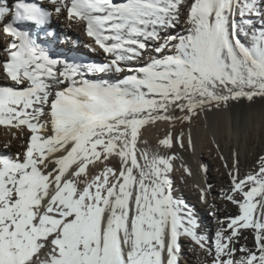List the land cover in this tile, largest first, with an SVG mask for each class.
I'll list each match as a JSON object with an SVG mask.
<instances>
[{"label":"snow or ice","instance_id":"6c2138e0","mask_svg":"<svg viewBox=\"0 0 264 264\" xmlns=\"http://www.w3.org/2000/svg\"><path fill=\"white\" fill-rule=\"evenodd\" d=\"M53 18L104 60L51 52L69 40ZM0 36V264H181L185 240L199 264H264V154L241 174L212 134L228 177L214 199L237 211L209 212L210 239L171 175L193 121L264 101V0H0ZM157 123L168 155L138 147ZM195 187L216 207L212 185Z\"/></svg>","mask_w":264,"mask_h":264},{"label":"bare ground","instance_id":"6f19581e","mask_svg":"<svg viewBox=\"0 0 264 264\" xmlns=\"http://www.w3.org/2000/svg\"><path fill=\"white\" fill-rule=\"evenodd\" d=\"M11 0H9L10 2ZM55 30L62 37H68L67 43L56 44L53 53L68 58H75L79 61H96L104 60V54L99 49L96 52L90 51L85 45L92 43L82 29L73 25L68 27L67 22L61 18L57 21L53 18ZM79 41L77 45L75 42ZM4 46L3 37L0 36V48ZM53 46V45H52ZM59 50V51H58ZM109 81L115 82L118 77L115 75H107L102 77ZM239 122L238 135L235 131ZM208 126L202 117L197 121H193L191 125L192 138L195 145L194 151L182 150L179 147L172 149L176 159L174 161V171L171 174L175 183V194L182 198L190 207L196 211L197 219L200 224L199 232L206 238L210 239L219 225L215 219L209 215V212H215L216 216L224 219L227 216L235 215L236 208L231 204L225 205L219 199H214V196L219 195L220 191L228 184V177L222 162L217 159L219 153L216 151L215 145L212 143V134L215 133L216 141L220 145V149L225 156H230V149H235L240 155V170L241 174L253 169L257 163V158L260 154H264V101L257 100L256 103L249 105L247 101L235 106L230 111L217 113L215 116L208 117ZM177 125L172 131H177ZM189 126L183 128L185 137H187ZM143 136L138 147L140 149L148 148L152 152H159L160 155H168L169 151L158 147L160 139L169 131V125L165 123H157L155 126L143 129ZM11 140V135L8 130L0 126V150H3L5 142ZM13 146L9 150L11 153L21 151L19 141H13ZM187 139H185V145ZM231 163V160H229ZM113 165L118 166L116 161ZM182 165H186L191 169L192 175L187 176ZM207 167V175L200 172L201 166ZM183 180V182H182ZM205 183L213 186V196L209 197V204H214L216 207L210 208L203 205L199 200V192L196 185L203 187ZM185 244L184 259L181 264H199V261L205 259L203 253L199 254V259L196 254L191 253L187 244L188 241H182Z\"/></svg>","mask_w":264,"mask_h":264},{"label":"rangeland","instance_id":"374dc122","mask_svg":"<svg viewBox=\"0 0 264 264\" xmlns=\"http://www.w3.org/2000/svg\"><path fill=\"white\" fill-rule=\"evenodd\" d=\"M187 126V124L181 125L178 123L177 125V131H181L182 128H185Z\"/></svg>","mask_w":264,"mask_h":264}]
</instances>
